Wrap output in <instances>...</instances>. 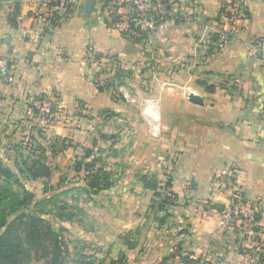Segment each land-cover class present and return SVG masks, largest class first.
I'll use <instances>...</instances> for the list:
<instances>
[{
    "label": "crops",
    "instance_id": "crops-1",
    "mask_svg": "<svg viewBox=\"0 0 264 264\" xmlns=\"http://www.w3.org/2000/svg\"><path fill=\"white\" fill-rule=\"evenodd\" d=\"M86 1L50 30L31 19L32 0H0V57L11 62L8 79L0 80V157L12 155L5 146L9 140L32 138L40 142V159L50 174L27 176V182L57 185L77 174L76 161L99 136L115 130L125 139L132 135V149L150 153L137 157L136 165H173L167 173L177 202L166 216L151 206L153 189L141 178L128 180L114 205L103 209L110 216V242L97 237L93 242L109 245L112 259L125 252L128 264H160L164 258L184 264L187 255L201 264H264V0H243L246 18L222 48L212 36L216 29H229L216 20L223 0L182 3L181 19L140 41L110 26L99 0L86 12ZM102 56L118 60L126 74L124 92L95 83L93 60ZM191 93L204 105L191 102ZM44 96L60 109L49 124L33 107ZM148 100L159 117L157 135L145 113ZM22 156L28 155L13 164L3 160L18 170L24 167ZM230 167L237 168L236 185L259 216L255 236L221 227L215 206L227 209L230 191L218 180ZM165 172L158 175L161 185ZM132 229L139 235L130 247L118 237Z\"/></svg>",
    "mask_w": 264,
    "mask_h": 264
},
{
    "label": "rangeland",
    "instance_id": "rangeland-1",
    "mask_svg": "<svg viewBox=\"0 0 264 264\" xmlns=\"http://www.w3.org/2000/svg\"><path fill=\"white\" fill-rule=\"evenodd\" d=\"M126 75V74H125ZM228 90L233 91L230 87ZM236 92V91H233ZM116 93V92H115ZM117 95V94H116ZM115 130L109 134H104L96 139L90 152L82 157V162L90 164L87 171L83 170L73 177L68 176L62 184L50 186L46 188L43 182H27V174H17L23 182L20 183L18 179L11 178L14 189L24 198L23 187L24 185L31 188V192L36 195V198H24L26 202V209L22 211L38 212L47 218L53 228L60 234L61 242H63L64 252L62 257L65 258L64 264H110L112 257L109 255V245L99 246L98 243L92 240L97 237L98 239H105L109 237V227L106 226L107 220L110 218L108 211H104L105 207H111L115 201L116 192L119 190L127 189L130 185H122V183L129 184L128 180L141 178L145 174H157L161 176V172L165 169L166 177L162 181V189L171 191L166 187V184L172 180L169 178L171 175L167 173L172 171L173 165L169 167H146L135 164L136 158L148 156L150 153L146 151H135L132 149L133 136L129 135L127 139ZM19 141H10L8 145L11 149L10 153H2L5 155L4 160L12 162L21 154H30L31 148L34 145V139H22ZM130 139H132L130 141ZM25 148V149H20ZM154 154V153H152ZM10 156V158H8ZM86 156V157H85ZM19 158V157H18ZM98 168L109 172V182L112 187L107 188L101 183L97 188H92L89 178V172L95 171ZM237 170L235 167H230ZM14 169V167H13ZM18 173V170H15ZM10 179V178H9ZM133 188H130L131 190ZM28 190H30L28 188ZM43 200L39 205V199ZM108 235V236H107ZM111 235V234H110ZM138 231L126 230L118 237L130 244L136 243L138 238ZM110 242V241H105ZM112 246V245H111ZM127 246V245H126ZM49 258H33L29 264H51Z\"/></svg>",
    "mask_w": 264,
    "mask_h": 264
},
{
    "label": "built area",
    "instance_id": "built-area-1",
    "mask_svg": "<svg viewBox=\"0 0 264 264\" xmlns=\"http://www.w3.org/2000/svg\"><path fill=\"white\" fill-rule=\"evenodd\" d=\"M86 0H32L30 5L31 19L43 23L48 29H53L68 19L71 14ZM102 4L101 12L106 22L119 30L130 39L145 40L152 33L169 21H176L183 17L180 4L186 2L195 4L197 0H99ZM224 11L221 16L223 22L229 27L214 30L218 35L216 46L228 42L238 24L246 18L243 0H223ZM23 16L17 17L21 24ZM24 36L30 34L28 29H23ZM256 48L261 49L262 43L256 42ZM98 66L95 83L103 89L119 90L124 84L119 85V77L124 80V74L118 60L114 56H102L93 60ZM153 67V66H152ZM11 62L7 57H0V80L9 77ZM124 82V81H123ZM146 115L151 122V131L159 133V117L152 108L151 100L146 102ZM33 107L46 124L52 123L60 109L54 99L49 97L36 98ZM237 170L229 168L226 174L219 178L218 183L230 191V204L221 212L222 229L235 230L238 234L255 236L259 229L256 208L253 202L247 200L244 192L236 185ZM195 259V258H193ZM184 264H201L200 262H185Z\"/></svg>",
    "mask_w": 264,
    "mask_h": 264
},
{
    "label": "trees",
    "instance_id": "trees-1",
    "mask_svg": "<svg viewBox=\"0 0 264 264\" xmlns=\"http://www.w3.org/2000/svg\"><path fill=\"white\" fill-rule=\"evenodd\" d=\"M223 11L224 6L221 8L216 20H221ZM218 39V35L212 36L213 42L217 43ZM133 40L138 41L139 39ZM122 76H125V74ZM117 78V80L121 81L119 85L124 84L122 78ZM209 89L212 88L209 87ZM30 150L32 153L28 154L26 158L22 156L21 162L25 168L18 166V173L11 166L4 163V160L0 157V264H29L35 257L38 259L49 258L51 264H64L65 258L62 257V253L64 252L63 242H61L60 234L53 228L51 222L38 212L22 211V209H26V202L23 201L24 198H36V195L24 185L23 198L14 189L13 183L16 180L10 181L12 180L11 178L18 177L17 174L19 173L22 175L23 173H27L28 177L33 179L50 174L49 167L40 159L44 154V151L40 147V142L35 140ZM89 152L90 150L86 151V156ZM86 166L89 167L90 164L79 160L76 161L74 170L76 173H81L83 170L87 171ZM91 176L92 180L89 185L92 188H97L101 183L104 187L105 184L107 188L112 187V183L108 179L110 173L102 170V168L89 172V178ZM17 177L16 179L22 183L21 179ZM141 179L146 188L154 190L155 198L152 200V207H157L159 210L166 212L170 206L176 204L178 195L172 190L169 192L166 188L162 189L163 186L160 184L156 173L145 174ZM62 182L60 181L57 184L60 185ZM48 185L49 183H45L46 188ZM171 185L172 183L168 181L166 187L171 189ZM38 201L39 205L43 202L42 198ZM215 208L221 212L225 210L224 206L219 204ZM167 215L168 212H166ZM165 217L159 218L160 223L165 222ZM256 219H259V216ZM126 243L130 247L133 245L128 242ZM184 259V262H200L199 259L190 258L188 255ZM168 261L169 258H164L160 264H169ZM110 264H128L125 252H121L117 259L111 260Z\"/></svg>",
    "mask_w": 264,
    "mask_h": 264
},
{
    "label": "water",
    "instance_id": "water-1",
    "mask_svg": "<svg viewBox=\"0 0 264 264\" xmlns=\"http://www.w3.org/2000/svg\"><path fill=\"white\" fill-rule=\"evenodd\" d=\"M96 3H97V0H87L86 1V6H85L86 12L92 11L94 9ZM189 99H190L191 102H193L195 104L204 105L203 98L201 96L195 94V93H191L189 95Z\"/></svg>",
    "mask_w": 264,
    "mask_h": 264
}]
</instances>
